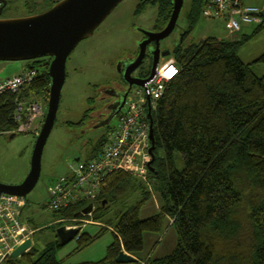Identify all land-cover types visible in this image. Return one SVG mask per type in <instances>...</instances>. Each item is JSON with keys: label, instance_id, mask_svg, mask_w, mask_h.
<instances>
[{"label": "trees", "instance_id": "1", "mask_svg": "<svg viewBox=\"0 0 264 264\" xmlns=\"http://www.w3.org/2000/svg\"><path fill=\"white\" fill-rule=\"evenodd\" d=\"M171 1L141 0L137 12L148 4L157 6L156 26H163ZM204 2L191 1L184 38L199 19ZM53 4L34 2L35 9L28 14L43 12ZM261 16L264 24V10ZM263 24L239 39L207 37L173 53L180 71L153 113L154 159L147 177L156 184L151 187L128 173L114 172L90 214L74 217L90 204L86 201L53 211L57 220L90 217L100 224L93 236L79 229L73 239L79 248L111 228L113 241L102 261L114 262L122 249L137 257L144 233L159 232L168 219L177 234L175 248L160 259L149 256L146 264H264V76H256L238 56L241 46ZM43 58L46 61L28 64L38 70L32 83L16 93L0 94V134L16 128L17 102L39 96L48 99L50 58ZM253 63L264 64V52ZM104 141L105 135L86 160L97 156ZM176 153L182 168L177 166ZM153 192L162 200L159 211L141 219V207ZM135 193L139 200L128 204ZM114 205L119 207L108 217ZM57 246H61L59 241ZM21 258L25 264H60L52 246H32Z\"/></svg>", "mask_w": 264, "mask_h": 264}, {"label": "rangeland", "instance_id": "2", "mask_svg": "<svg viewBox=\"0 0 264 264\" xmlns=\"http://www.w3.org/2000/svg\"><path fill=\"white\" fill-rule=\"evenodd\" d=\"M41 1L48 6L60 0H6L9 5L3 10L0 17L29 16L28 10L34 11L35 9L34 2L40 3ZM191 1L184 0L175 29L161 41L162 49L178 42L181 30L188 28V12ZM242 1L247 5H253L264 10V0L262 2L259 0ZM26 3L29 5L27 6ZM139 4L140 0H123L100 24L92 36L81 41L75 47L66 61V77L61 90L55 123L41 156L40 177L33 190L27 194L26 205L21 214L22 220L28 224L31 230H34V233L30 235L32 246L40 249L52 246L60 264H84L102 261L106 257L108 246L113 241L112 229L109 228L85 247L79 248L76 240L58 247L59 240L56 236V229L59 226L83 225L82 229L85 228L84 231L92 236L99 227L92 224L90 217L87 218L89 220L85 218L75 222L67 221L68 218L57 220L53 211L47 207L48 188L53 181L71 175V166L74 160L76 158L81 161L88 159L96 143L102 136L106 135L108 127L116 125L117 120L115 118L108 127L101 126V122L95 113L110 100L104 88L109 87L111 83L121 82L120 76L123 74L125 64L129 63L136 55L143 32H155L154 27L158 17L157 7L148 4L137 12ZM249 28L253 29L254 27ZM242 35L243 33H239L231 37L221 21L208 20L200 15L192 27L191 33L184 38L182 46L187 47L207 37L233 40L239 39ZM263 52L264 24L258 34L252 36L241 46L238 56L242 62L250 64L251 70L256 76L261 77L264 76V64L253 62ZM46 59L39 58L37 60L46 61ZM172 59L173 54L161 57L158 64L161 67ZM33 61H0V82L19 75ZM149 73L150 69L144 67L135 72L134 76L143 79ZM137 89L138 87H134L133 91ZM34 100L39 101L46 112L48 99L39 96L34 97ZM37 135L32 132L17 133L13 136L6 133L0 134L1 184L16 185L26 178L30 170ZM175 158L177 159V166L182 168L183 163L178 153L175 154ZM144 183L151 187L156 184L153 178L150 182L148 180ZM139 198V194H133L128 200V204L133 205ZM161 204V198L153 192L143 203L139 217L144 219L154 216L158 213ZM118 207V205L111 207L108 217ZM103 220L105 221V219ZM170 224L169 220L165 219L159 232L144 233L143 249L137 255V259H145L148 256L160 259L172 253L176 245L177 234L175 228ZM226 244L228 246L227 241ZM10 258L11 255L0 259V264H9L10 260H15L13 261L14 264H25L26 262L21 256L16 259Z\"/></svg>", "mask_w": 264, "mask_h": 264}, {"label": "built area", "instance_id": "3", "mask_svg": "<svg viewBox=\"0 0 264 264\" xmlns=\"http://www.w3.org/2000/svg\"><path fill=\"white\" fill-rule=\"evenodd\" d=\"M201 16L208 20L221 21L231 37L238 35L244 26L255 28L263 24L261 9L247 5L242 0H205ZM179 71L180 67L174 59L161 67L158 64L150 79L136 91L132 89L123 108L117 114L116 125L108 128L104 144L97 156L90 160H79L76 164L73 163L71 175L53 181L48 188L47 207L50 210H60L70 204L83 201L93 204L102 193L107 178L114 172H125L143 182L148 181V163L151 160L148 107H150L153 117L168 84ZM37 75V69L26 68L19 75L0 82V94L18 92L24 86L32 83ZM44 115L45 108L37 100L17 102L14 115L17 125L9 133L32 132L38 134ZM25 205L26 198L24 197L0 194V259L10 256L12 251L30 238L33 233V230L21 218ZM92 224L100 225L93 222ZM82 226L66 227L82 229ZM122 251L134 258L135 261L124 263L99 261L84 264H146L149 258L148 256L145 259H137L136 256L127 253L124 249Z\"/></svg>", "mask_w": 264, "mask_h": 264}, {"label": "water", "instance_id": "4", "mask_svg": "<svg viewBox=\"0 0 264 264\" xmlns=\"http://www.w3.org/2000/svg\"><path fill=\"white\" fill-rule=\"evenodd\" d=\"M123 0H60L47 10L24 17L1 18L0 17V61H32L48 57V75L50 77L49 96L47 110L34 145L30 170L26 178L19 184L7 185L0 183V194H8L26 198L38 182L41 172V156L46 141L55 123L59 106L61 90L66 77V61L75 47L83 40L93 35L100 24L111 14V12ZM0 16L6 6V0H0ZM184 0H173L172 12L167 25L159 32H147L143 34L146 40L139 43V52L129 67L124 69L123 79L129 85L140 87L150 79L156 70L160 56L165 57L169 53L160 52V41L167 38L174 28L183 7ZM155 44V48L149 49L152 57V67L148 78L139 79L131 77V73L137 69L146 56L147 46ZM127 91L126 95L129 93ZM125 95V96H126ZM123 103L116 113L120 111ZM115 113V114H116ZM148 118L150 122L151 146L149 153L151 160L148 169L154 159V135L153 117L148 107ZM13 136V134H12ZM11 136V137H12ZM76 158L74 163L78 162ZM75 167V165H74ZM105 203V201L103 202ZM93 204H88L75 218L88 215L93 211ZM78 228H67L62 225L56 229V236L61 245L72 241L78 234ZM32 239L28 238L18 245L11 253V258L16 259L32 247ZM117 263L134 262L135 259L125 254L122 250L114 259Z\"/></svg>", "mask_w": 264, "mask_h": 264}, {"label": "flooded vegetation", "instance_id": "5", "mask_svg": "<svg viewBox=\"0 0 264 264\" xmlns=\"http://www.w3.org/2000/svg\"><path fill=\"white\" fill-rule=\"evenodd\" d=\"M141 1V0H140ZM172 5H173V0L171 1V12H172ZM154 6V5H153ZM157 7V6H156ZM170 12V15H171ZM169 15V18H170ZM169 18L167 19L166 23L163 26H156L157 25V21H156V25L154 27V31L155 32H159L161 31L168 23ZM158 20V18H157ZM175 29V28H174ZM173 32V31H172ZM187 32V29L185 28L184 30H181L180 32V40L178 42H175L174 44L170 45V47H164V49L161 48V41L159 43V48H160V52H167L169 53L167 56L175 53L176 50L180 49V48H184L183 42H184V36ZM147 37L143 34L141 41L146 40ZM155 48V44L151 43L150 45L147 46V50H146V56L143 59V62L141 63V65L135 69L132 73H131V77H135V78H139L142 79L141 77H136L134 76V73L137 72L139 69H143L144 67H148L151 70L152 67V57L149 54V49L150 48ZM139 52V48L138 51L136 52V55L134 56V58H132V60L129 63L125 64V67H129L130 63L133 62L135 60V58L137 57ZM161 58V56H160ZM160 60V59H159ZM150 61V62H149ZM158 66V65H157ZM157 68V67H156ZM124 72V71H123ZM121 77V82H115V83H111V85L107 88H104V91L106 92L107 96L109 97V101L104 104L98 111L97 113H95L96 117L98 120H100V125L101 126H106L108 127V125L117 117L116 110H118L119 106L123 103V106L125 104V101L128 97V94L132 91V89L135 86H132L131 89L129 90V85L127 84V82L123 79V76ZM145 78V77H144ZM129 90V93L126 95L127 91ZM126 95V96H125ZM123 106L120 108V110L123 108ZM116 113V114H115Z\"/></svg>", "mask_w": 264, "mask_h": 264}, {"label": "crops", "instance_id": "6", "mask_svg": "<svg viewBox=\"0 0 264 264\" xmlns=\"http://www.w3.org/2000/svg\"><path fill=\"white\" fill-rule=\"evenodd\" d=\"M259 1H261L262 2V0H259ZM262 9V8H261ZM253 31H254V28L252 29V28H249V26H244L243 28H242V31L240 32V33H243V35H245V36H247V35H251L252 33H253ZM13 77V76H12ZM11 78V77H10ZM8 79V78H7ZM94 226H97V225H94ZM85 229V228H84ZM83 229V230H84ZM33 233H34V230H33ZM96 234V233H95Z\"/></svg>", "mask_w": 264, "mask_h": 264}]
</instances>
